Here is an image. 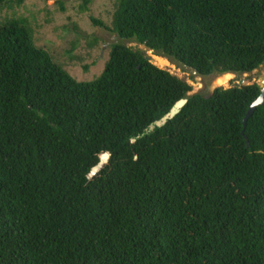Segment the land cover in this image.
Listing matches in <instances>:
<instances>
[{
    "label": "trees",
    "instance_id": "obj_1",
    "mask_svg": "<svg viewBox=\"0 0 264 264\" xmlns=\"http://www.w3.org/2000/svg\"><path fill=\"white\" fill-rule=\"evenodd\" d=\"M92 21L204 78L264 65V0H117ZM192 91L124 44L80 83L0 25V264H264L261 88Z\"/></svg>",
    "mask_w": 264,
    "mask_h": 264
},
{
    "label": "rangeland",
    "instance_id": "obj_2",
    "mask_svg": "<svg viewBox=\"0 0 264 264\" xmlns=\"http://www.w3.org/2000/svg\"><path fill=\"white\" fill-rule=\"evenodd\" d=\"M86 1L15 0L14 4L0 9V25L24 22L34 44L49 52L54 61L80 83H92L102 75L111 50L117 44L151 57L156 67L187 82L193 89L189 94L191 97L198 94L210 97L219 88L261 86L264 81V65L251 74L204 78L135 41H124L113 32L96 26L92 18L112 26L117 0H90L88 5Z\"/></svg>",
    "mask_w": 264,
    "mask_h": 264
},
{
    "label": "water",
    "instance_id": "obj_3",
    "mask_svg": "<svg viewBox=\"0 0 264 264\" xmlns=\"http://www.w3.org/2000/svg\"><path fill=\"white\" fill-rule=\"evenodd\" d=\"M146 59L150 63L153 64V60L151 57H146ZM260 88H261V94H260L259 98L252 104L249 112L247 113V115L244 119V127L245 128L247 126L248 121L254 115L256 110L259 107L264 106V81H263L262 85L260 86ZM189 97H191V96H189ZM187 103H188V99H185V100L178 102L175 105V107L171 110V112L168 115H166L161 121H158L155 125H153L150 130L153 131V130H155V128H162V127L166 126L169 121L175 119L181 113L182 109L186 106Z\"/></svg>",
    "mask_w": 264,
    "mask_h": 264
},
{
    "label": "bare ground",
    "instance_id": "obj_4",
    "mask_svg": "<svg viewBox=\"0 0 264 264\" xmlns=\"http://www.w3.org/2000/svg\"><path fill=\"white\" fill-rule=\"evenodd\" d=\"M163 59V58H162ZM160 61V60H159ZM161 62V61H160ZM234 74L225 75V78L233 77Z\"/></svg>",
    "mask_w": 264,
    "mask_h": 264
}]
</instances>
